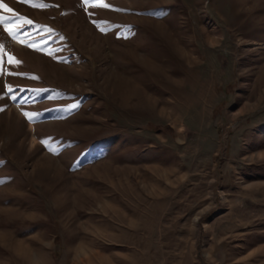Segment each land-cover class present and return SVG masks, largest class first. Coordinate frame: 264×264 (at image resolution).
I'll return each mask as SVG.
<instances>
[{
  "label": "rangeland",
  "instance_id": "1",
  "mask_svg": "<svg viewBox=\"0 0 264 264\" xmlns=\"http://www.w3.org/2000/svg\"><path fill=\"white\" fill-rule=\"evenodd\" d=\"M0 3V264H264V0Z\"/></svg>",
  "mask_w": 264,
  "mask_h": 264
},
{
  "label": "snow or ice",
  "instance_id": "2",
  "mask_svg": "<svg viewBox=\"0 0 264 264\" xmlns=\"http://www.w3.org/2000/svg\"><path fill=\"white\" fill-rule=\"evenodd\" d=\"M97 2H98V0H97ZM84 3L87 5V4H89V3H93V0H84ZM41 7H43L44 5H40ZM95 6V5H94ZM102 7H104V8H109V7H111V5L110 4H108V3H103L102 5H101ZM0 8H3V9H5V10H7L8 12H12L13 10L11 9V8H9L8 7V5L7 4H3V3H0ZM2 17H0V22H2ZM28 24H31V23H33L31 20H28V21H26ZM8 31L10 32V33H12L13 35H15V33L12 31V29H8ZM8 62L9 63H15L17 66L20 64V61H18V60H15L13 57H9V60H8ZM3 63H4V59H3V53H2V50H0V74H2V65H3ZM11 90V89H10ZM72 107L73 108H75V107H77V105H72ZM24 115L28 118V119H30V120H32V119H34L35 117H36V113H28V112H25L24 113Z\"/></svg>",
  "mask_w": 264,
  "mask_h": 264
}]
</instances>
